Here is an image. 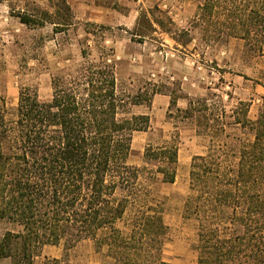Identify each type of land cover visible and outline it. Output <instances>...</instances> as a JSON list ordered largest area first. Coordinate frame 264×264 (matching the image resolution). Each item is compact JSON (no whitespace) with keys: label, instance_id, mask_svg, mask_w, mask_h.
<instances>
[{"label":"trees","instance_id":"1","mask_svg":"<svg viewBox=\"0 0 264 264\" xmlns=\"http://www.w3.org/2000/svg\"><path fill=\"white\" fill-rule=\"evenodd\" d=\"M197 1L195 21L209 39L239 38L247 51L264 54V0ZM17 16L28 26L54 24L55 31L72 24L46 12ZM146 16L139 14L135 36H146L139 28ZM154 22L164 29L161 20ZM83 57L75 70L52 76L49 101L26 86L13 117L0 111V220L20 228L3 234L0 258L35 264L45 245L63 242L62 256L42 264H73L69 250L91 239L107 248L101 264H169L162 257L168 229L162 203L128 162L134 132L150 127L148 114L126 109L143 104L141 93L119 90L115 63L106 57L91 61L86 51ZM179 92L167 94L170 106L188 98ZM211 105L210 98L195 97L179 109L196 115L198 128L204 127L198 134L211 137L207 152L192 159L185 202V216L197 228L198 264H264V104L255 120L243 102L241 113L238 107L228 115L249 129L246 140H229L226 110L207 113ZM179 150L178 141H169L146 146L143 155L157 162L164 183H173Z\"/></svg>","mask_w":264,"mask_h":264},{"label":"rangeland","instance_id":"2","mask_svg":"<svg viewBox=\"0 0 264 264\" xmlns=\"http://www.w3.org/2000/svg\"><path fill=\"white\" fill-rule=\"evenodd\" d=\"M198 2L82 0L81 5L72 6L65 0H0V111L7 117L14 116L23 87L38 88L40 99L49 101L52 76L75 70L85 61L84 51L91 61H98L101 55L115 63L122 93H141L143 104L126 105V109L148 114L150 127L134 132L128 162L141 169V182L162 203L168 227L162 257L169 264H198L197 228L185 216V202L191 192L192 159L194 154L207 152L211 137L205 130L198 134V129L203 131L204 127L198 128L196 115L187 117L179 111L178 102L168 106L169 98L163 95L172 91L179 95L181 88L188 100L210 98L213 105L207 113L226 110L229 140L252 139V135L249 129L232 124L234 119L228 115H233L238 107L241 113L243 102L248 104V117L255 120L264 104V54L247 51L239 38L209 39L195 21ZM22 12H46L56 22L72 24L59 25L57 31L51 23L28 26L17 16ZM142 12L147 16L139 28L145 30L146 36L140 38L134 33ZM156 20H161L169 32L160 28ZM160 51L171 55L172 69L193 59L202 67L194 78L197 86L193 95L185 92L179 78L173 79L169 70L160 71L162 61L156 58ZM157 89L164 93H157L163 95L154 100L156 94L152 92ZM169 141L179 142L181 155L175 182L164 183L157 172V162L145 159L143 154L146 146L157 147ZM18 229L9 221L0 220V239L6 231ZM63 250V242L47 246L35 258V264H42L45 258L61 257ZM68 253L73 264H101L108 259L107 248H97L91 239L77 243ZM0 264H11V259L2 257Z\"/></svg>","mask_w":264,"mask_h":264},{"label":"crops","instance_id":"3","mask_svg":"<svg viewBox=\"0 0 264 264\" xmlns=\"http://www.w3.org/2000/svg\"><path fill=\"white\" fill-rule=\"evenodd\" d=\"M66 2L72 6H79V5H81L82 0H66ZM156 56H157L156 58H158L159 60L161 59V61H162L161 65H160V71H164V70L168 71L169 70V72L174 74L172 77L173 79L179 78L185 92L187 94H189V96L193 95L194 94V88L197 86V83L194 81V78H196L195 77L196 74H199L198 72L201 71L202 67L200 65H198L196 63V61L193 59V60H191V63H189L188 60H185V62L180 64V67L177 68V70H175V69H172V66H171L172 64H170V62L172 61V58H171V55L169 53L164 54L163 51H160L159 53H156ZM158 66H159V64H158ZM185 84H187L188 87H185ZM159 95H163V94H156L154 96V100H156V98ZM163 96H166L169 98V100H168V106H169L170 97L167 95H163ZM188 104H189L188 98H180L178 101V106L181 109H186L188 107ZM180 155L181 154L179 152V156ZM194 155H201V153H197ZM47 246H50V244L45 245L43 247L42 251L44 250V252H45Z\"/></svg>","mask_w":264,"mask_h":264},{"label":"bare ground","instance_id":"4","mask_svg":"<svg viewBox=\"0 0 264 264\" xmlns=\"http://www.w3.org/2000/svg\"><path fill=\"white\" fill-rule=\"evenodd\" d=\"M134 144V143H133ZM135 145V144H134ZM136 146V145H135Z\"/></svg>","mask_w":264,"mask_h":264}]
</instances>
